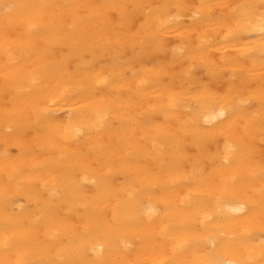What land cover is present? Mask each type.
Wrapping results in <instances>:
<instances>
[{
    "label": "snow or ice",
    "instance_id": "snow-or-ice-1",
    "mask_svg": "<svg viewBox=\"0 0 264 264\" xmlns=\"http://www.w3.org/2000/svg\"><path fill=\"white\" fill-rule=\"evenodd\" d=\"M0 29L7 57L3 119L14 125L6 133L20 149L9 152L6 134L0 264H122L104 259L112 237L124 226L122 219L141 207L145 196L144 214L158 215L151 201L163 202L162 193L178 181L219 195L212 207L185 196L182 202L193 212L179 226L164 222L158 232L145 231L151 245L146 254L161 257L151 264H264V0H0ZM172 35L178 39H169ZM229 48L238 55L227 54ZM160 54L166 59L152 65V79L141 77L137 65L143 68L148 58ZM21 65L26 66L22 72ZM158 84L168 91L167 104L121 118L118 125L108 121L107 114L132 110L139 94ZM97 105L105 115L92 119ZM156 115H164L168 126L145 125L144 117ZM144 127L156 128L172 145L171 153L161 149L153 156L162 172L166 168L167 184H157L134 167L144 139L137 140L135 130ZM106 134L115 141L105 142ZM188 137L201 144L224 138V152L211 160V173L197 164L181 172L183 160L176 151ZM80 140L83 147L73 149ZM53 145L59 147L53 151ZM25 157L43 159L25 167L20 163ZM117 163L130 173L126 196L113 193L107 182ZM94 166L108 172L91 181L96 195L83 205L89 211L87 223L65 244L49 225L66 203L61 194L80 190L76 175L88 182ZM136 181L141 188L132 186ZM113 198L117 204L109 218L105 208ZM161 211L169 213L167 203ZM231 220H244L247 226L236 231L227 225ZM41 228L45 241L39 239Z\"/></svg>",
    "mask_w": 264,
    "mask_h": 264
},
{
    "label": "bare ground",
    "instance_id": "bare-ground-1",
    "mask_svg": "<svg viewBox=\"0 0 264 264\" xmlns=\"http://www.w3.org/2000/svg\"><path fill=\"white\" fill-rule=\"evenodd\" d=\"M20 2H41V3H64V2H104V0H20ZM118 2L133 3L136 0H118ZM145 3H162L167 2V0H143ZM187 2H199V0H187ZM226 3H241L244 0H222ZM258 2V0H257ZM169 39L176 40L178 35H172L168 37ZM4 48V36L3 30L0 29V181L3 180V154L5 151L4 137L9 135L10 141L8 144V150L10 153L15 155L20 149L18 147H13L14 140L11 139V133H6V129L9 127H14L11 122L5 123L3 119V95H2V85H3V68L7 60L6 55L3 51ZM229 55H238V52L234 51L232 48L227 50ZM57 55H63V53L57 52ZM171 57V53L168 54L167 58ZM166 57L163 54H160L156 57L148 58L143 68L140 65H137V71L140 76L151 80L153 73L151 71L152 65L158 63L159 61L165 60ZM26 68L25 65H21L19 71L22 72ZM131 76V72H129ZM18 83L22 84V78L18 79ZM167 83V81H164ZM139 103L134 105L132 110L113 112L107 114V119L110 123L118 125L120 119L124 117L137 116L139 113H150L153 108H159L168 102V91L162 85H156L153 87H147V90L137 97ZM67 109H58V114L66 112ZM97 115L104 116V110L102 105H97L96 112L93 113L92 119H96ZM61 118L67 123V117L61 116ZM145 125H148L152 122L161 125L162 127H167L165 125V116L156 115L152 117L143 118ZM169 124H175L174 120H170ZM35 135V133H33ZM135 137L137 140H140L141 137H144L143 140H140V149L141 154L135 158L134 167L143 172L149 178L153 179L157 184H167L169 181V175L165 168V171H161V164L158 160L153 159V156L156 152L161 149L169 154L172 152V145L167 141H163L160 137V133L156 128L153 127H144L137 128L135 130ZM31 139V137H29ZM59 140V137L56 138ZM105 142H114L115 137L113 136L110 140L109 136L106 134L104 136ZM83 140H80L79 143H72V148L76 149L78 147H83ZM257 145H259V139L257 138ZM225 141L223 137L219 138V142H213L208 144H201L198 141L193 140L191 137L186 138L183 143L179 146L176 151V155L183 160V165L181 172L187 170L190 172L192 170L193 164H197L200 167L206 168L208 173L212 172L211 160L216 157L217 154H222L224 152ZM59 145H53V151ZM259 146L257 147V159L259 158ZM119 155H123L120 153ZM171 159V155L168 156ZM36 159H43V157L32 158L25 157L20 161L25 167L30 166L32 163L36 162ZM93 162L95 157L90 158ZM107 168H99L94 166L88 171V182L83 180V176L79 173L75 177L74 182H79L81 188L78 191L71 193H62L60 199L66 200L63 207L58 213V220L49 225L53 230L59 231L61 233L60 239L64 241L65 244H70L73 241V234L83 230V226L87 223V216L89 211L85 210L83 207L84 204H89L93 197L96 195L95 186L91 183L93 179L100 180L102 179V174H107ZM179 173H177L178 175ZM219 182V178H217ZM130 181V173L127 168H122L119 163L112 166L111 174H107V182L113 193H116L120 196H126V191H130L131 188L127 187ZM132 186L139 189L142 187L141 182L136 181ZM254 187L259 188L260 185L258 182H254ZM126 189V190H122ZM157 193H160V189L155 190ZM192 195L197 201L204 200L209 202V207H212L214 204L215 197L219 195L218 192L214 190H204L197 191L191 188L190 185L183 181H178L176 185H168L165 192L162 193L163 202L157 198H153L151 203L157 210L158 215H153L151 218L144 214L145 208L149 204L148 198L145 196L142 198V206L135 208L127 217L122 219L123 227L114 234L111 240V247H106L104 259L111 261H121L122 264H134L136 261H148L151 264L152 260L160 259L158 255H148L146 254V249L150 247V243L144 239L145 231L158 232L162 223L167 222L173 225L179 226L181 222L193 212L192 208L186 207L185 203L182 202L185 196ZM23 203L24 201H20ZM165 203L169 206V213L166 214L162 209L165 207ZM229 203H235V201H229ZM117 200L115 198L111 199L110 203L105 208V211L109 218L112 216V210L116 206ZM235 215V214H229ZM198 219V218H197ZM220 219H224L223 217ZM229 228L236 231H242L244 227L247 226L244 220H231L227 221ZM196 227L199 228V224H196ZM139 237V238H138ZM39 239L45 241V229L41 228L39 233ZM157 241L158 237L155 238ZM131 245L130 248H125V244ZM170 247V245H169ZM54 251V249H53Z\"/></svg>",
    "mask_w": 264,
    "mask_h": 264
}]
</instances>
